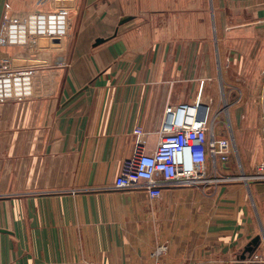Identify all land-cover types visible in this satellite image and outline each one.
<instances>
[{
  "label": "crops",
  "instance_id": "0c3cea01",
  "mask_svg": "<svg viewBox=\"0 0 264 264\" xmlns=\"http://www.w3.org/2000/svg\"><path fill=\"white\" fill-rule=\"evenodd\" d=\"M263 72L264 0H0V264H153L161 247L164 264H240L257 236L264 261V180L114 188L168 106H212L222 82L252 173Z\"/></svg>",
  "mask_w": 264,
  "mask_h": 264
},
{
  "label": "built area",
  "instance_id": "2783aa9c",
  "mask_svg": "<svg viewBox=\"0 0 264 264\" xmlns=\"http://www.w3.org/2000/svg\"><path fill=\"white\" fill-rule=\"evenodd\" d=\"M260 101L264 139V72ZM233 151V140L217 135L210 122V108L200 99L193 104L168 106L156 149L147 152L144 144L137 143L132 156L123 161L114 188L143 190L152 200H159L167 188H188L218 181L216 166L220 162L229 163ZM209 161L214 165L215 177L209 175ZM257 176L264 180V162L258 165ZM165 250L161 247L154 253L153 264H164L156 258ZM248 263L263 264L264 261L253 255Z\"/></svg>",
  "mask_w": 264,
  "mask_h": 264
},
{
  "label": "rangeland",
  "instance_id": "374dc122",
  "mask_svg": "<svg viewBox=\"0 0 264 264\" xmlns=\"http://www.w3.org/2000/svg\"><path fill=\"white\" fill-rule=\"evenodd\" d=\"M263 81V79H262ZM263 83V82H262ZM232 91L228 88H225L224 82L221 84V89L217 91V99L214 101L215 103L212 106H209L210 108V122L213 124L217 135L221 136H231L232 140L234 141V151L231 158V165L234 167V170L236 171V174L238 176L236 177H224L223 180H234L238 179L241 181L244 180H251L252 179H259L257 174V167L259 164L264 162V156L260 157L258 156L256 161L255 170L251 173L244 171V165L246 166L247 163L245 160L240 158V155L237 150L236 146V137H235V112L240 109L236 108L233 105V101L235 99L240 98V94L238 92L231 93ZM261 95V94H260ZM261 104V101H260ZM262 109V106H261ZM262 121V127H261V134H262V128H263V119L261 117ZM263 139V136H262ZM261 140V138H260ZM262 144H264V139L261 141ZM264 155V154H263ZM235 173V172H234ZM251 175V176H250ZM253 175V176H252ZM226 178V179H225ZM221 177H219L218 180H220Z\"/></svg>",
  "mask_w": 264,
  "mask_h": 264
},
{
  "label": "water",
  "instance_id": "95a60500",
  "mask_svg": "<svg viewBox=\"0 0 264 264\" xmlns=\"http://www.w3.org/2000/svg\"><path fill=\"white\" fill-rule=\"evenodd\" d=\"M130 19L131 18H124L123 20H121L120 25L125 24ZM105 42H106L105 39H101L100 38V39H98L96 41L95 45L98 46V45H101V44H103ZM0 231L5 232L4 230H0ZM261 241H262V237L261 236H257L248 244V246L244 249L243 253L239 257V261L241 262L240 264H245V262L250 260V258L255 254L256 250L260 246ZM252 264H260V263H252Z\"/></svg>",
  "mask_w": 264,
  "mask_h": 264
}]
</instances>
